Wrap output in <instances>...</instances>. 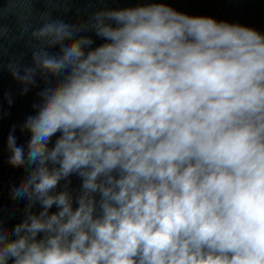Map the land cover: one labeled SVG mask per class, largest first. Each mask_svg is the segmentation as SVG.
I'll return each mask as SVG.
<instances>
[{
    "label": "clouds",
    "instance_id": "9594fccd",
    "mask_svg": "<svg viewBox=\"0 0 264 264\" xmlns=\"http://www.w3.org/2000/svg\"><path fill=\"white\" fill-rule=\"evenodd\" d=\"M42 19L7 64L45 86L7 136L27 203L0 264H264V34L163 0Z\"/></svg>",
    "mask_w": 264,
    "mask_h": 264
},
{
    "label": "water",
    "instance_id": "95a60500",
    "mask_svg": "<svg viewBox=\"0 0 264 264\" xmlns=\"http://www.w3.org/2000/svg\"><path fill=\"white\" fill-rule=\"evenodd\" d=\"M136 2L138 0H0V26L6 29L3 38L6 52L0 59V220L9 230L25 217L24 209L27 202L13 199L12 189L18 186L28 173L25 166L13 167L9 164L7 136L15 129L14 135L18 144L28 140L29 133L22 132L21 128L25 119L34 114L32 105L40 103L37 93L45 86L38 77L37 86L30 87L28 93L22 94L24 85L15 80L7 70V64L12 58H22L23 63H31V50L27 46L28 37L27 35L21 37L22 27L30 25V31L39 27L44 22L42 19L44 13H50L53 19L78 23L86 21L95 11L125 7ZM163 2L189 15L212 17L217 21L240 24L264 34V0H163ZM96 42L100 43L98 39ZM9 99L12 101L11 104ZM70 179L71 187L78 188L79 178L72 176ZM38 210V207L33 209Z\"/></svg>",
    "mask_w": 264,
    "mask_h": 264
}]
</instances>
